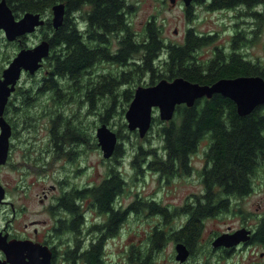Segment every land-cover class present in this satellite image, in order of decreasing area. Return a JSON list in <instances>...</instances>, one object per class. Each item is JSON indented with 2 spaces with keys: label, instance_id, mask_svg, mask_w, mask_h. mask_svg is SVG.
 Listing matches in <instances>:
<instances>
[{
  "label": "trees",
  "instance_id": "trees-1",
  "mask_svg": "<svg viewBox=\"0 0 264 264\" xmlns=\"http://www.w3.org/2000/svg\"><path fill=\"white\" fill-rule=\"evenodd\" d=\"M6 1L16 15L32 11L47 16L51 13L53 5L65 4L66 16L60 28L54 29L51 19L40 28L43 38L51 44V53L48 57L50 67L46 66L51 74L44 85L58 89L61 85L55 82L54 77L57 80L59 77H66L69 82L74 81L76 86H80L79 82L84 72L94 64L112 65V68L101 75V86L93 89L97 92L92 93L91 90L89 93L92 107L97 94L106 96L104 111L101 113L103 123L108 122L120 94L115 89L128 83L132 75L140 79L142 75L150 73L151 79L146 85L163 78L170 80L180 76L201 84H212L222 77L240 75H260L264 78V63L260 59L252 61L236 51L229 55L218 51L210 60L205 62L198 60L195 51L215 38L211 34L200 35L190 28L184 43H172L164 38L163 27L158 25L154 18L147 21L141 34H136L131 30V24L126 16V8L129 9L127 0ZM206 2L205 7L208 10H237L244 16L248 14V10L264 5V0ZM85 6H90L91 10L87 11L89 21L87 30L82 32L70 13L83 11ZM192 9L193 7H188L190 16L193 14ZM255 15L261 24L264 14L257 12ZM114 39H117V50H113ZM238 41L246 42L240 34L233 39V46H236ZM134 90L125 88L121 93L127 105L133 98ZM57 91L59 96V90ZM125 110L126 108L123 109V113ZM154 122L160 125L158 134L162 137V146L147 148L142 144L138 145L133 160L136 172L135 179L132 180L134 183L143 170L160 172L159 180L163 176L170 177L171 173L189 172L191 156L197 153L203 140L207 138L211 140V146L205 153L206 164L202 171L207 201L200 204L198 211L194 210L193 217L181 231L187 243L191 244L201 232L202 219L216 217L222 211H228L230 203L226 198L244 197L253 191V178L259 168L264 166V104L251 114L241 116L232 99L214 94L210 99L197 100L193 107L184 104L178 106L176 116L170 122H163L158 116L154 118ZM123 127L126 128L124 121L120 123L118 129L114 128L120 138L126 136ZM117 149L122 152L121 145ZM147 155L153 159L148 160ZM139 158L140 161L137 162ZM113 174V178L103 182L97 194L102 209L110 210L115 192L123 184L129 183V179L125 178L121 171ZM141 200L143 202L138 201L140 203L137 204L140 210L146 209L153 214L166 213V207L159 202L156 204L151 199ZM122 217L119 213H113L112 222L116 224ZM255 230L250 242L264 247V215L260 217ZM160 240L161 237H157L153 246H159ZM100 252V245L93 247L87 254L88 264H102ZM146 254L147 250L140 245L136 259L143 261ZM144 262L145 260L142 263ZM147 262L148 259L145 264Z\"/></svg>",
  "mask_w": 264,
  "mask_h": 264
},
{
  "label": "flooded vegetation",
  "instance_id": "flooded-vegetation-1",
  "mask_svg": "<svg viewBox=\"0 0 264 264\" xmlns=\"http://www.w3.org/2000/svg\"><path fill=\"white\" fill-rule=\"evenodd\" d=\"M90 10V6H85L83 14L79 17L70 13L73 19L79 18L87 24L82 32L87 30L89 23L87 11ZM74 22L78 23L76 20ZM0 33L3 32L0 30ZM28 36H22L10 42L17 45L12 58L18 50L24 48L25 39L29 38ZM42 40L43 38L38 39L37 42ZM113 46H115L113 50L118 49V44L114 43ZM12 58L0 70V75L11 63ZM43 65V69L37 73H42V79L36 77L37 74L34 76L27 74L31 77V82L27 85V77H24L26 73L22 74L14 91L9 95L2 113L3 120L10 128L8 130L10 135L7 157L0 165V246L6 239L30 240L49 247L51 264H58L62 259L69 261V264H88L87 254L93 247L100 245L102 264H145L147 259L146 264H157L159 262L153 261V254L158 247L161 248L165 244L164 249L168 245L173 246V254L168 261L164 260V257L162 264H232L231 260L238 252H243L249 243L254 244L244 242L229 248L213 246L214 239L224 232L232 233L243 227L252 229L246 223L236 228L230 226L213 239L209 235L203 238L204 223L208 219L220 217L221 213L216 217L202 219L201 232L191 244H188L182 235L181 231L193 217L194 210L198 211L200 204L207 201L206 186L202 178V171L206 164L205 153L211 146V140L207 138L205 140H208V146L203 145L205 141L203 140L197 153L193 154V156H199L202 146L207 147L203 155L205 164L200 171L203 195L192 193L191 197L177 199L178 203L167 202L163 195L162 206L166 207V213L156 212L155 216L159 219L156 224H150L143 233L135 231L134 242L113 249L117 258L106 260L104 255L106 238L118 234L124 224L130 223L132 213L142 214L137 204L143 201L137 198L138 192L133 191L135 186L126 183L115 192L110 203V210L101 208L97 194L103 182L113 178V172H119L114 168L108 177L97 184L89 185L81 181V178L88 174V155L94 150H90L88 104L89 93L93 88L91 83L94 81L92 78L95 67L93 66L97 64L84 72L80 86H76L74 81L66 85L65 82L68 81L66 77H59V81L54 77L55 82L61 85L58 89L44 85L46 80L50 79L51 71L46 69V66H49L48 60ZM57 90H59V96ZM94 107L98 108V105ZM1 131L0 127V133ZM147 174H155L151 179L157 180L154 183H157L159 191L162 190L171 199L178 197L169 186L172 180L177 178L176 173H171L170 177L163 176L158 180V173L143 170L137 180L142 179L143 176L147 177ZM185 174H190L189 176L193 174L191 159L189 172L186 171ZM129 193L132 199L129 198L130 203L122 209L121 206ZM240 198L242 197L226 198L230 203L229 211L232 204ZM150 199L158 204L156 197L152 196ZM88 212H90V218L87 216ZM129 212L132 213L127 217ZM113 213L123 216L116 224L112 222ZM151 214L152 212L146 216L149 217ZM138 215H133L135 221ZM159 215L164 219L162 222ZM252 231L256 230L252 229ZM130 234L131 232L129 236ZM157 237H161L159 246H153ZM73 238H76L75 244L67 247L61 258L57 246L64 240L67 242ZM179 244L184 245L188 250V258L185 261L177 259ZM140 245L144 246L148 252L144 263H142L144 260L136 259V252ZM126 248L129 250V255L125 261H122L121 256H125ZM0 259H6L1 248ZM80 260H82L81 263Z\"/></svg>",
  "mask_w": 264,
  "mask_h": 264
},
{
  "label": "rangeland",
  "instance_id": "rangeland-1",
  "mask_svg": "<svg viewBox=\"0 0 264 264\" xmlns=\"http://www.w3.org/2000/svg\"><path fill=\"white\" fill-rule=\"evenodd\" d=\"M192 4L193 14L190 16L188 14V9L182 0H177L174 5L171 4L170 0H127L129 9L126 8V16L131 24V30L138 34L143 32L147 21L154 18L157 21V24L163 27L164 38L172 43H184L187 31L190 28H193L195 33L205 35L211 34L212 36H215L212 41L197 48L195 51V54L200 61L205 62L212 59L218 51H222L226 55L236 51L252 61L260 59L264 63V16L262 18L263 21L260 24L255 15L257 12L264 14V5H258L252 10H248V14L245 16L242 14L236 16L234 10H208V8L205 7L207 4L206 0L196 1ZM87 9H89V7H87ZM81 12H84V10ZM77 25L83 29L87 24L79 21ZM239 30L245 33L242 38L246 40V42L242 43L238 41L236 46H233V39L238 35ZM36 33L37 35H32V37H29L28 40H26V44L31 46L37 42V38L43 36L40 33V30ZM114 43L117 45V39H114ZM16 47V44L10 43L5 35L0 33V70L12 58L16 51ZM113 48H115V46H113ZM18 53L19 52H16L15 57ZM159 62L160 61H158V63ZM93 68L94 77L92 79H94V81L91 85L95 89L101 86V75L112 68V65L102 63L93 66ZM24 77H27L28 85L31 82V77L27 74L24 75ZM36 77L42 79V73L37 74ZM150 79V73L142 75L140 79H138L137 76L132 75V78L128 83L115 89V91L120 94L117 96V101L114 105L112 114L108 118L107 124L110 127L118 129L122 121L126 123L125 112L123 113V109L128 107L125 97L121 94L122 91L125 88L135 89L138 85H146ZM79 83L81 84V80ZM65 84L69 85L71 82L67 81ZM93 88L92 93L97 92L95 90L93 91ZM105 102L106 96H99V94L94 97V105H98V108H95L94 106L92 107V103L89 100L88 133L90 136V150H94L88 155V174L81 178L83 183L89 185L97 184L108 177L114 168L115 170L121 171L124 177L129 179L128 182L135 186L133 191L138 192L139 197L137 196V198L140 199L147 200L154 196L157 198L158 202L163 205V195L165 200L170 203H178L177 199L191 197L192 193H200L203 195L204 191L200 171L205 164L203 155L207 148H203V146L199 156L195 155L190 158L193 172L192 176H189L190 174H185L184 172L177 173V178L172 180V183L169 185L178 195L176 199H171L170 196L163 193L162 190H158L157 183H154L157 180L155 178L151 179L155 174H147V180L136 181L135 183L132 181L135 179L136 172L133 168V160L138 145L142 144L147 148H161L162 146V137L158 134V127L160 125L157 122L153 123V128L144 138H141L136 134L137 132L129 131L126 124V128L123 127V132L126 136L119 139V145L122 147V152L117 149L111 158H104L103 152L98 144L96 129L102 123L101 113L104 111ZM204 144H207L208 146V140H205L203 145ZM147 159H153V157L147 155ZM139 161L140 158L137 159V162ZM253 180V191L249 195L235 201L230 213H223L220 217L208 219L204 223L205 234L203 235V238H207V235H209V237H212L213 239V237L226 231L230 226L236 228L242 223L248 224L252 229L256 228L260 217L264 215V166L259 168ZM126 188L128 187L126 186ZM129 198L132 199L130 193L125 197V202L121 206L122 209H125L130 203ZM141 211L142 214L129 212L127 217L130 216L131 213L134 216L139 214L136 221L133 219L134 217L132 215L130 223L124 224L118 234L106 238V246L104 249L106 260L108 258L111 260L117 258V255L113 253V249L118 248L119 246H127L129 242H134L135 237L133 236L135 231L143 233L150 224H156L159 220L153 213L147 217L146 215L151 213L150 211L146 209ZM87 216L90 218V212L87 213ZM159 217L160 222H162L164 220L163 217L161 215H159ZM130 232L131 234L129 236ZM75 241L76 238L70 239L67 242L64 240L59 246H57L61 258L66 248L75 244ZM164 245H162L161 248H157L153 254V261H158L159 263L157 264H162L166 259L168 261L173 254V246L168 245L166 249H164ZM125 251V256H121L122 261H125L129 255L128 248H126ZM163 258L164 260H162ZM81 262L82 260H80V263ZM231 263L264 264V247L255 243H249V245L243 249V252H238L237 255L233 257ZM58 264H69V261L62 259Z\"/></svg>",
  "mask_w": 264,
  "mask_h": 264
},
{
  "label": "water",
  "instance_id": "water-1",
  "mask_svg": "<svg viewBox=\"0 0 264 264\" xmlns=\"http://www.w3.org/2000/svg\"><path fill=\"white\" fill-rule=\"evenodd\" d=\"M172 4L176 0H170ZM185 6H190L194 0H183ZM66 8L63 3L53 6L52 24L55 29L63 25ZM45 20L40 13L26 12L16 19L6 0L0 1V29L6 33L8 40L32 33L37 27L43 26ZM176 31V30H175ZM51 45L44 40L32 48L22 49L13 59L9 67L4 70L0 80V164L7 157L8 138L10 128L2 118L3 109L8 97L15 89L17 81L23 71L35 74L42 67L43 60L49 56ZM214 94H222L236 103L239 115L251 114L258 106L264 104V78L260 75H240L233 78H221L212 84L192 82L184 77L173 80L161 79L153 85H140L136 88L125 117L130 131H138L140 137H145L152 126L153 111L158 108L162 121L173 119L178 105H195L198 99L212 98ZM97 137L103 150L104 157L110 158L118 145V134L107 123L97 128ZM1 198V196H0ZM252 238V231L242 228L234 233H224L218 236L214 246H235L240 242H247ZM177 258L185 260L188 256L187 248L179 244ZM0 248L5 252L6 259H0V264H50L51 252L46 246L31 244L26 241L5 240Z\"/></svg>",
  "mask_w": 264,
  "mask_h": 264
}]
</instances>
